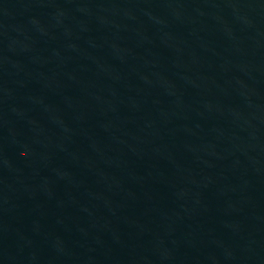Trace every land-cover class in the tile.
Returning a JSON list of instances; mask_svg holds the SVG:
<instances>
[{
	"label": "water",
	"instance_id": "95a60500",
	"mask_svg": "<svg viewBox=\"0 0 264 264\" xmlns=\"http://www.w3.org/2000/svg\"><path fill=\"white\" fill-rule=\"evenodd\" d=\"M0 264H264V0H0Z\"/></svg>",
	"mask_w": 264,
	"mask_h": 264
}]
</instances>
